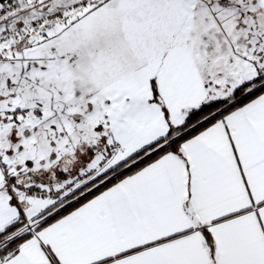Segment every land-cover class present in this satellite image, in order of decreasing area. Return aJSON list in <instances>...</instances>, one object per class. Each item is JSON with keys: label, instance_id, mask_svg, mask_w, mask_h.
Wrapping results in <instances>:
<instances>
[{"label": "snow or ice", "instance_id": "6c2138e0", "mask_svg": "<svg viewBox=\"0 0 264 264\" xmlns=\"http://www.w3.org/2000/svg\"><path fill=\"white\" fill-rule=\"evenodd\" d=\"M0 264H264V0H0Z\"/></svg>", "mask_w": 264, "mask_h": 264}]
</instances>
